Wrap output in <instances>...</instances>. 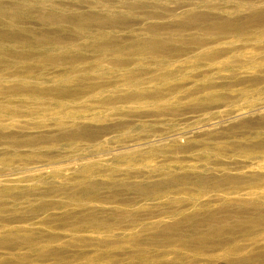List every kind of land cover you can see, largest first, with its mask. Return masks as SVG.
<instances>
[{
  "label": "rangeland",
  "instance_id": "374dc122",
  "mask_svg": "<svg viewBox=\"0 0 264 264\" xmlns=\"http://www.w3.org/2000/svg\"><path fill=\"white\" fill-rule=\"evenodd\" d=\"M0 264H264V0H0Z\"/></svg>",
  "mask_w": 264,
  "mask_h": 264
},
{
  "label": "bare ground",
  "instance_id": "6f19581e",
  "mask_svg": "<svg viewBox=\"0 0 264 264\" xmlns=\"http://www.w3.org/2000/svg\"><path fill=\"white\" fill-rule=\"evenodd\" d=\"M19 13V12H18ZM17 13V16H14L15 17V19L17 20V21H19L21 18H22V16H21V14H18ZM21 21V20H20ZM213 226L214 225H212V228H213ZM211 227V226H210ZM215 228V227H214ZM214 228H213V230H214ZM212 230V229H211ZM216 230V229H215Z\"/></svg>",
  "mask_w": 264,
  "mask_h": 264
}]
</instances>
